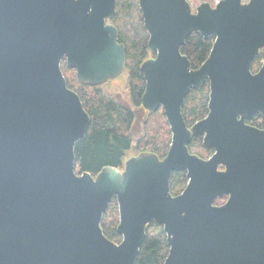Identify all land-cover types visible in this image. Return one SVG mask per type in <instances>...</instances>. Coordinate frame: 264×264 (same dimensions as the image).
<instances>
[{"label": "water", "instance_id": "water-1", "mask_svg": "<svg viewBox=\"0 0 264 264\" xmlns=\"http://www.w3.org/2000/svg\"><path fill=\"white\" fill-rule=\"evenodd\" d=\"M148 47L142 107L164 112L172 142L161 160L145 153L124 170L76 173L75 147L91 118L67 86H104L126 71L117 0H0V264H136L153 222L170 247L165 264H264V0H222L195 11L187 0H138ZM215 39L193 70L181 53L193 34ZM209 83V114L187 127L188 93ZM203 136L209 160L190 152ZM224 167L225 170H221ZM187 172L181 195L173 173ZM223 205L218 202L225 197ZM120 244L101 224L113 199Z\"/></svg>", "mask_w": 264, "mask_h": 264}, {"label": "trees", "instance_id": "trees-1", "mask_svg": "<svg viewBox=\"0 0 264 264\" xmlns=\"http://www.w3.org/2000/svg\"><path fill=\"white\" fill-rule=\"evenodd\" d=\"M138 8L137 0H117L116 17L110 22L119 31L120 43L126 47V73L129 74L126 93L133 108L124 104L116 96L106 94L103 86L94 87L81 83L74 70L63 67V75L67 86L79 95L83 106L91 118V125L85 140L75 147L76 173H90L94 178L105 167L124 170L128 159L145 153H151L164 160L169 152L172 135L170 126L162 110L156 113L146 111L141 105L146 82L141 72L142 64L155 53L148 47L149 34L144 27L142 36L131 44L123 34V24L126 28L131 11ZM215 43L214 38L205 40L201 35L193 33L181 48L193 70L199 69L210 57ZM264 54L256 58L252 72L262 65ZM114 83V82H111ZM210 87L207 82L199 90H191L185 101L183 116L188 125L205 118L209 113ZM257 127L264 126V117L255 119ZM191 153L202 159H209L212 151L204 149L202 138L195 137L189 146ZM185 172L173 173L171 178V193L178 195L187 186ZM220 200L218 203H222ZM218 204V205H219ZM120 214L116 198L113 199L101 224L104 235L112 242L120 244L122 237L118 235ZM170 247L163 227L152 223L147 227L146 239L143 243L136 264H165Z\"/></svg>", "mask_w": 264, "mask_h": 264}, {"label": "rangeland", "instance_id": "rangeland-1", "mask_svg": "<svg viewBox=\"0 0 264 264\" xmlns=\"http://www.w3.org/2000/svg\"><path fill=\"white\" fill-rule=\"evenodd\" d=\"M138 1V0H137ZM220 1L222 0H187V2L191 5L193 12L195 13L196 9L203 3H209L212 7H215ZM130 20L127 21L126 28L123 24V34L127 39V43L131 44L134 41H138L139 38L142 36V25L140 21V17L142 18V13L139 8L133 9L131 11ZM149 36V35H148ZM156 57L151 56L149 59H153ZM128 73H124L119 79L113 81L114 83H108L103 86V89L106 94H110L113 96H116L118 99H120L124 104L128 105L129 107L133 108V106L130 103V99L126 93V84L128 81ZM132 158V157H131ZM223 203V202H222ZM222 203H218L221 205Z\"/></svg>", "mask_w": 264, "mask_h": 264}, {"label": "flooded vegetation", "instance_id": "flooded-vegetation-1", "mask_svg": "<svg viewBox=\"0 0 264 264\" xmlns=\"http://www.w3.org/2000/svg\"><path fill=\"white\" fill-rule=\"evenodd\" d=\"M249 0H243V2L244 3H247ZM260 53H263L262 51L260 52ZM259 53V54H260ZM264 54V53H263ZM264 61V60H263ZM262 64H263V62H262ZM64 66H67L66 65V61L65 60H63L62 62H61V70H62V72H63V67ZM261 67H262V65L259 67V69L256 71V72H254L253 74H256V73H258L259 72V70L261 69ZM209 114V113H208ZM259 115H261V116H263L264 117V115L263 114H257V115H255L253 118H251V119H249V120H247L245 123L248 125V126H251V127H253V128H256V129H258V130H261V131H264V126L263 127H257L256 125V122H255V119H258V116ZM208 116V115H207ZM207 116L205 117V118H203V119H201V120H199V121H197L196 123H198V122H200V121H202V120H204V119H206L207 118ZM196 123H194V124H192V125H188L187 123V127L189 128V129H191ZM198 137H201L202 138V145H203V136H198ZM195 137H193V139H194ZM192 142H193V140H192ZM192 142H191V144H192ZM190 144V145H191ZM204 147V146H203ZM205 149V148H204ZM208 151H212L213 153H212V156L209 158V159H211L212 157H213V155L215 154V151L212 149V150H208ZM193 154V153H192ZM195 155V154H194ZM209 159H204V160H209ZM221 170H225V168L224 167H221ZM183 172H185L186 173V176H187V172L186 171H183ZM187 179H188V177H187ZM188 182H189V179H188ZM187 185H188V183H187ZM187 187V186H186ZM186 187L183 189V191L186 189ZM183 191L181 192V193H179L178 195H181L182 193H183ZM178 195H175V196H178ZM174 196V195H173ZM223 200V203L221 204V205H223V204H225L227 201H228V197L226 196L224 199H222Z\"/></svg>", "mask_w": 264, "mask_h": 264}]
</instances>
